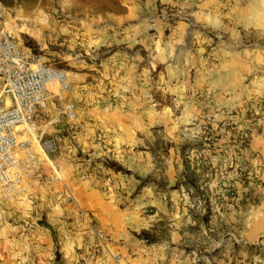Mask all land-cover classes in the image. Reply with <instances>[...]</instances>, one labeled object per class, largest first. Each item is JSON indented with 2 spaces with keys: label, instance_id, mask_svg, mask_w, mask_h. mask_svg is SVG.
Instances as JSON below:
<instances>
[{
  "label": "rangeland",
  "instance_id": "obj_1",
  "mask_svg": "<svg viewBox=\"0 0 264 264\" xmlns=\"http://www.w3.org/2000/svg\"><path fill=\"white\" fill-rule=\"evenodd\" d=\"M0 30L69 73L0 264H264V0H0Z\"/></svg>",
  "mask_w": 264,
  "mask_h": 264
},
{
  "label": "built area",
  "instance_id": "obj_2",
  "mask_svg": "<svg viewBox=\"0 0 264 264\" xmlns=\"http://www.w3.org/2000/svg\"><path fill=\"white\" fill-rule=\"evenodd\" d=\"M63 69L46 65L41 56L25 49L21 54L13 38L0 30V200L10 201L26 190V179L19 152L30 143L26 126L48 112L49 86L56 83L59 92L69 89ZM59 115L69 122L76 118L73 103H62ZM45 151L58 150L56 140L43 142Z\"/></svg>",
  "mask_w": 264,
  "mask_h": 264
},
{
  "label": "bare ground",
  "instance_id": "obj_3",
  "mask_svg": "<svg viewBox=\"0 0 264 264\" xmlns=\"http://www.w3.org/2000/svg\"><path fill=\"white\" fill-rule=\"evenodd\" d=\"M66 74H67V78H69V75H68L69 73L66 72ZM48 89H49V92H50V93H54V94L59 93V86H58V84H56V83L50 85ZM26 128H27V131H28L29 135L31 136V135H32V132L30 131L29 126H26ZM32 139L35 140V136H32ZM27 150H28V149H27ZM25 151H26V150H25ZM22 152H23V151H22Z\"/></svg>",
  "mask_w": 264,
  "mask_h": 264
},
{
  "label": "trees",
  "instance_id": "obj_4",
  "mask_svg": "<svg viewBox=\"0 0 264 264\" xmlns=\"http://www.w3.org/2000/svg\"><path fill=\"white\" fill-rule=\"evenodd\" d=\"M116 171H120L119 168H114ZM56 257H59V254L56 253Z\"/></svg>",
  "mask_w": 264,
  "mask_h": 264
}]
</instances>
